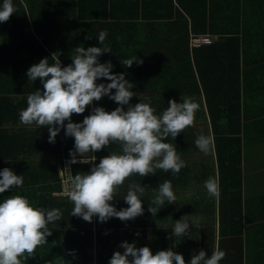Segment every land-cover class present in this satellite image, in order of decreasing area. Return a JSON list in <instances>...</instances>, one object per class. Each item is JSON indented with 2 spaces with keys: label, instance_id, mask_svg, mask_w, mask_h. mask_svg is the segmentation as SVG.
Returning <instances> with one entry per match:
<instances>
[{
  "label": "crops",
  "instance_id": "1",
  "mask_svg": "<svg viewBox=\"0 0 264 264\" xmlns=\"http://www.w3.org/2000/svg\"><path fill=\"white\" fill-rule=\"evenodd\" d=\"M225 1L74 0L63 3L66 12H61L54 21L60 24V37L66 41L50 42L46 47L50 58L56 53L62 66L68 65L75 47L102 46L98 34L106 31L105 44L112 53H104L99 60L101 63L110 61L112 72H123L127 80L144 88L138 93L139 102L150 101L155 108L153 104L167 102L168 105L169 99L179 102L187 97L199 102L201 109L196 112L193 126L166 141L176 147L186 166L178 175L158 170L155 175H134L125 180L110 203L117 210L128 207L123 200L128 185L141 183L147 188L141 197L143 215L129 221L113 217L106 222H99L94 216L92 222L87 223L90 231L87 242H83L81 218L70 216L74 205L67 192L72 176L88 172L92 164L79 160L71 162L69 150L74 147V138L65 136L63 129L55 142L50 143L47 127L25 126L27 143L20 132L17 138L19 154L25 153V158L20 155L14 165H26L28 175L34 176L36 192L30 198L35 200L38 194L46 198L49 195L47 205L43 200L41 207L57 208L62 213V220L48 225L52 234L46 238L47 243L38 247L25 264H108L114 251L123 252L122 241H135L137 247L148 246L153 254L171 247L183 255L186 264L199 250L204 249L210 255L216 247L226 253L220 264H264V0H236L240 8H249H242L231 20ZM53 4L60 9L62 2ZM196 5L201 7L197 9ZM200 13L205 14L207 22L212 17L216 22H231V25L225 28L220 24L212 31L214 33L208 31L217 33L218 38L195 53V48L190 49L189 36L195 32L192 29V23L197 22L195 14L199 18ZM100 24L107 26L99 30ZM128 24H137L138 30H122V27H129ZM164 24L172 25L171 30ZM133 56L143 63L134 62L125 68L121 60ZM108 82L103 78L97 81ZM32 87L35 90L43 86L37 79ZM26 106L27 98L19 111ZM95 106L111 111L117 104L104 96L94 101L82 115L73 114L72 121L81 122ZM17 127L21 125L14 128ZM200 133L214 138L212 150L207 155L195 147ZM227 136L234 137L230 139L231 147L240 149L238 186L235 184L237 177L230 185L219 177L217 149L222 151ZM119 151L118 144H111L86 154L84 159H91L93 155L96 157L93 163H99L101 157ZM8 152L16 154L14 148ZM65 170L68 176L62 177L61 172ZM209 177L218 179L219 199L210 197L204 188ZM165 180L171 182L177 199L175 204L166 201L156 216H152L148 206H153V190ZM189 192L194 194L190 198L186 195ZM237 193L241 198V232L224 234L219 208L225 198H235ZM66 213L68 222H65ZM185 215L202 219L198 225H190L188 236L170 237L175 221Z\"/></svg>",
  "mask_w": 264,
  "mask_h": 264
},
{
  "label": "clouds",
  "instance_id": "2",
  "mask_svg": "<svg viewBox=\"0 0 264 264\" xmlns=\"http://www.w3.org/2000/svg\"><path fill=\"white\" fill-rule=\"evenodd\" d=\"M16 12L12 0H3L0 5V22H7ZM106 31H100L98 42L102 46L75 47L71 63L62 66L59 56L53 53V63L49 58H41L32 64L26 72L28 80L39 79L42 89L36 88L27 96V106L19 111V121L24 126L35 125L36 129L45 126L48 129V141L55 142L61 129L65 136L74 138V147L69 150L72 163H91L84 174H75L70 181L67 192L74 205L70 216L82 218L91 223L93 217L99 222L110 218L121 221L133 220L143 215L141 197L146 187L132 182L123 200L128 205L119 210L110 203L125 180L134 175L140 177L155 175L158 170L178 175L186 166L176 147L166 142L194 125L196 112L200 104L191 98L181 102L169 99L168 107L159 115L151 102L130 103L136 96L132 91L134 84L125 78V73L111 71L110 61L101 63L99 57L112 53L105 44ZM88 38V37H86ZM142 64L136 56L121 60L125 68L133 63ZM108 83H97L99 79ZM114 90V91H113ZM104 96L117 104L111 111L101 106L91 108V112L81 122H73V114L82 115L86 108L100 101ZM124 106H127L126 108ZM118 144L120 151L112 152L96 159H84L88 153H94ZM195 144L204 154H209L214 145V138L200 133ZM22 175H17L8 167L0 170V193L13 188H22ZM207 194L215 199L220 197L218 179L209 177L204 182ZM148 206L152 216H156L165 202L175 204L177 199L172 184L165 180L153 190ZM187 197L194 195L189 192ZM198 198V197H197ZM202 218L182 216L175 221L170 237L188 236L190 225L195 226ZM62 220V213L57 208L45 209L35 207L23 195H10L0 202V264H25L26 260L36 254V249L47 243L52 234L48 227L51 223ZM190 238V237H189ZM121 251H114L108 264H186L183 255L171 247L158 250L153 254L148 246L137 247L135 241H122ZM75 256V253L72 252ZM226 253L218 247L210 255L204 249L191 256L188 264H220Z\"/></svg>",
  "mask_w": 264,
  "mask_h": 264
},
{
  "label": "trees",
  "instance_id": "3",
  "mask_svg": "<svg viewBox=\"0 0 264 264\" xmlns=\"http://www.w3.org/2000/svg\"><path fill=\"white\" fill-rule=\"evenodd\" d=\"M59 1L62 2L60 9L53 4ZM73 1L74 0H12L16 12L11 15L7 22H0V170L8 167L12 169L15 174L22 175L24 181L22 188H13L12 190H6L4 193H0V202H3V200L10 195H23L29 199V202L32 203L33 206L41 207L43 200L46 202L50 197L48 195L46 198L43 197L42 194H38V198L35 200L31 199L30 196L36 192L34 176L32 177L31 175H28V168L26 165L25 167L14 165V161L20 159V155L25 158V153L24 155H22V152L19 154L20 145L17 141L18 133H21L25 143H27L28 140L25 126L19 121V108L24 104V100L28 95L27 93L29 91H34V88L32 87L33 82L28 80L26 75L27 69L32 64L38 63L41 58H49V63H53V59H51L47 53L46 47L52 41L59 40L62 43L66 41L65 39H61L59 31H62V29L60 28V24L54 21V18L59 16L61 12H66V10L63 9V3ZM48 2L50 3L49 6ZM225 2L227 5V8L225 9L229 10V20H231V17L233 18L234 15H239V11L249 8L248 6H242L240 8L239 3L236 0H226ZM2 3L3 0H0V5H2ZM197 5L196 8L199 9L201 6ZM195 19L197 22L192 23V29L196 34H205L210 31L211 33H214L212 31H215V29L221 24L220 22L214 21L212 17L210 18L211 21H205V14L203 13H200L199 18L195 14ZM198 19H203V21H198ZM100 25L101 26L98 27L99 30H103L105 26H107V24ZM128 25L129 27L127 28L122 27V30L132 31L137 29V24ZM164 25L171 30L172 25ZM174 25L175 24H173V26ZM221 25L226 28L231 25V22L226 24L223 23ZM178 30L180 31V28ZM211 35H213L214 38L210 43L218 38L217 33L216 35ZM39 37H41V39ZM204 45L205 44H201L193 47L195 48L194 52L196 53L197 50H201ZM187 55L188 51L186 56ZM140 88L141 86L138 87L137 83L134 84L132 91L136 92V96L131 98L130 103L135 104L139 102L138 93L144 90V88ZM192 91H195V86L192 87ZM181 101L182 100L179 102ZM153 106L156 108V113L160 114L168 107L167 102H159L153 104ZM213 123L216 124L215 122ZM17 125H21V128L17 127L15 129L14 127ZM225 139L226 144L222 147V151L217 149V152H219H216L219 177L225 184L228 183L229 185L231 181L234 183V177H237L238 181L235 184L238 186L240 183V149L237 147L236 149H233L231 147L230 139L234 140V137L230 138L227 136ZM195 147H197L196 144ZM10 148H14L16 154L11 155L8 152ZM40 190L43 192L42 188H40ZM237 194L238 195L235 198H225L224 204L222 203L219 208L220 225H222L221 232L224 234L236 235L241 232V198L239 193ZM68 218L69 215L66 213L65 222H68ZM87 223L88 222L81 218L80 225L82 224L83 242L88 241L87 237L90 232L87 229ZM61 224H63V222ZM55 238L59 242H62L58 237ZM55 238H53V240Z\"/></svg>",
  "mask_w": 264,
  "mask_h": 264
},
{
  "label": "built area",
  "instance_id": "4",
  "mask_svg": "<svg viewBox=\"0 0 264 264\" xmlns=\"http://www.w3.org/2000/svg\"><path fill=\"white\" fill-rule=\"evenodd\" d=\"M213 38L214 36L209 33H205V34L190 33L189 46L190 48H193L201 44H207V43H210L213 40ZM61 176L62 177L68 176L67 170H65L64 172H61Z\"/></svg>",
  "mask_w": 264,
  "mask_h": 264
}]
</instances>
